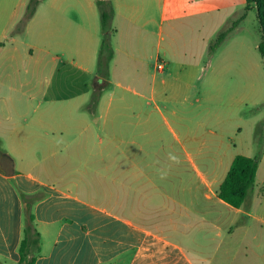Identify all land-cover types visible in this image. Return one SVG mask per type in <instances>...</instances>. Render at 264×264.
I'll return each instance as SVG.
<instances>
[{"label":"crops","instance_id":"obj_1","mask_svg":"<svg viewBox=\"0 0 264 264\" xmlns=\"http://www.w3.org/2000/svg\"><path fill=\"white\" fill-rule=\"evenodd\" d=\"M29 1L0 0V260L20 259V190L46 194L34 205L35 264H231V254L232 264H264L254 148L264 120L247 116L242 138L243 127L219 124L213 103L220 72L232 73L215 64L222 53L232 59L223 48L256 10H245L247 0H110L109 86L90 112L97 0H45L22 27ZM235 15L237 27L210 54ZM249 79L250 90L263 87ZM237 155L258 157L240 209L219 198ZM222 245L228 259L216 258Z\"/></svg>","mask_w":264,"mask_h":264},{"label":"trees","instance_id":"obj_2","mask_svg":"<svg viewBox=\"0 0 264 264\" xmlns=\"http://www.w3.org/2000/svg\"><path fill=\"white\" fill-rule=\"evenodd\" d=\"M42 1L44 0L29 1L25 15L19 23L20 26L25 27L27 25V23L34 17L37 7ZM97 5L100 12L102 41L97 59L98 77L94 81L93 92L86 105V109L90 112L95 111L102 93L109 86L110 63L114 57V50L111 44L114 8L110 0H97ZM253 8L256 10L257 19L262 32V41L259 44V51L264 58V0H247L245 10L249 11ZM239 21L240 20L235 21L232 26H227L226 29L221 31L217 38L210 43V54L215 52V50L226 41L230 33L237 27ZM259 125L257 127L258 137L256 138V143H259V138L264 136L262 135L264 134V128L259 130ZM257 168V156L247 157L244 155H237L231 164L225 180L220 186L219 198L236 209L245 207L254 188ZM19 194L25 204V208L23 238L19 245L20 259L16 264H35L41 255V235L35 224L34 205L38 201L44 199L46 194L43 191L34 194H27L20 190ZM0 264L6 263L0 260Z\"/></svg>","mask_w":264,"mask_h":264},{"label":"rangeland","instance_id":"obj_3","mask_svg":"<svg viewBox=\"0 0 264 264\" xmlns=\"http://www.w3.org/2000/svg\"><path fill=\"white\" fill-rule=\"evenodd\" d=\"M5 1L8 3V7L9 5H15L17 2V0ZM236 17V15L232 17V24H234ZM258 24L255 11L250 12L247 19L240 24L232 40L229 38V40L227 39L229 42V45L227 42L228 47L224 46L223 48V50L232 51V59L228 58L227 53H222L215 64V66L220 69L219 71L227 67H232V73L226 71L220 72L222 83L224 82L225 85L222 84L221 86L222 89L219 91V100L213 102L215 105L214 113L219 117L218 121L220 125L223 126L226 122H232V131L236 127H243L244 133L242 138H245L247 135L246 124L249 121L247 116H254V120L258 121L264 120V59L258 50V45L262 40V34L260 33ZM229 26H231V24H229ZM226 27H223L222 31L225 30ZM223 50L222 52H224ZM207 61L208 58H206L205 62L207 63ZM247 69H256V75L249 76L245 71ZM249 77L252 79L258 77L259 79L256 80L255 83L259 85L262 84L263 87L250 90V88H248V84H250ZM230 79L233 81L231 84ZM229 96L232 97V104L225 101ZM259 126V130H261L264 128V123H261ZM215 131L219 132L220 128L215 127ZM233 141L239 143V139L234 137ZM258 141L259 143H257L254 148H256V152L261 151L258 157L264 170V160H262L264 156V136L259 138ZM117 161L119 160L116 158L114 162ZM225 249L226 245L217 248L216 258H227L228 256L226 255ZM230 256L229 258H231L232 264V254ZM240 257L242 256L240 255L238 258L240 259Z\"/></svg>","mask_w":264,"mask_h":264},{"label":"built area","instance_id":"obj_4","mask_svg":"<svg viewBox=\"0 0 264 264\" xmlns=\"http://www.w3.org/2000/svg\"><path fill=\"white\" fill-rule=\"evenodd\" d=\"M162 67H163V64H162V63H160V64H159V68H162Z\"/></svg>","mask_w":264,"mask_h":264}]
</instances>
